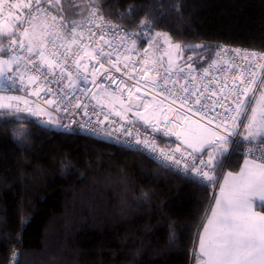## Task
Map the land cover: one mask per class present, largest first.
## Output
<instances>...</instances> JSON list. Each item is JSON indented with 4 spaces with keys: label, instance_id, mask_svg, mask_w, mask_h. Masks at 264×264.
<instances>
[{
    "label": "trees",
    "instance_id": "obj_1",
    "mask_svg": "<svg viewBox=\"0 0 264 264\" xmlns=\"http://www.w3.org/2000/svg\"><path fill=\"white\" fill-rule=\"evenodd\" d=\"M77 2L81 20L90 0ZM92 4L142 47L167 33L182 49L176 70L202 68L222 45L264 51V0ZM144 19L151 26L141 27ZM39 121L0 112V264L13 253L18 264H197V233L213 201L207 187L139 152ZM240 143L225 171L240 169Z\"/></svg>",
    "mask_w": 264,
    "mask_h": 264
},
{
    "label": "snow or ice",
    "instance_id": "obj_2",
    "mask_svg": "<svg viewBox=\"0 0 264 264\" xmlns=\"http://www.w3.org/2000/svg\"><path fill=\"white\" fill-rule=\"evenodd\" d=\"M88 8L87 22L95 25L99 35L91 27L85 30L81 21L75 18L83 14L82 5L77 0H16L15 3L0 0V53L8 56L7 59L0 58V77L5 70L13 71V65L25 62L31 72L27 76L28 84L36 85L31 95L37 98L42 91L52 93L50 87L45 89L43 83H38L41 80L46 82L49 75L58 76L60 81L66 80L65 87L68 89L77 87L81 79L85 84L89 81L96 84L102 76L115 84L117 80L111 72L113 69L115 72L122 71L121 56L116 53L113 59L115 49L113 52L105 50L104 45L111 47V43L105 39L103 25L106 21L101 14L102 10L94 7L91 0ZM144 25L151 26V21L142 20L141 27ZM156 37H162L164 43L170 49H175L177 55L182 51L181 45L174 44L167 33L157 32ZM131 43L135 47L136 41ZM144 51L145 58L139 61V68L135 66L136 62H133L131 68L127 62H123V74L129 81L134 80V83L121 80L115 93L105 89V95L110 97V101L113 104L119 103L123 109V112L117 111L115 115L125 119L126 113L135 109L134 115L155 132L175 136L180 144L171 152L157 149L155 137L151 141L137 139L135 142L150 147L153 152L158 151L165 161H171L176 166L183 165L185 173L193 174L209 187L218 188L219 196L213 197L214 206L209 208L210 215H206L203 234L199 236V264H264V77L254 71L247 74L243 70L233 72L231 76L225 77L219 92L212 91L211 95L217 97V100L213 105H208L203 102L208 92L207 85L191 92L187 83L175 88L179 80L169 79L175 70L172 53H165L168 55L169 66L164 69L167 75L161 76L156 67L157 61L147 58V49ZM232 51L245 61H255L257 68L264 69V52L241 49ZM221 53L227 55V50L221 48L217 52V56L223 60ZM128 59L127 56L123 57V61ZM191 59L189 56L188 60ZM105 61L110 67L106 66ZM214 66L215 62L210 65ZM187 67L192 69L193 66L187 64ZM229 67L238 66L229 63ZM16 71H20L19 67ZM204 72L208 74V69H204ZM24 78L21 75V81ZM190 78L193 81L196 79L194 76ZM169 83L174 87L169 88ZM125 95L127 100L123 99ZM149 95L151 100L143 98ZM157 97H171V104L166 110L175 114L171 121L165 116L162 127L159 116L165 112L162 107L164 100ZM93 98H96L95 94ZM225 101L229 104L226 105ZM21 103L25 107H20ZM43 103L48 107H33L27 99L19 96H0V109L14 110L15 114L27 112L31 116H47L46 123L57 124L58 121L52 118L49 111L53 106L57 111L60 110L57 99H45ZM177 103L179 109L173 108L172 105ZM74 106L81 107L79 103ZM215 106L223 108L224 112L206 117L209 110L215 111ZM188 112L199 115L201 119L207 118V124L193 121L187 115ZM89 130L97 131L95 127ZM133 131V128L123 129L127 136H132ZM107 134L111 136L113 132ZM241 141L247 142L242 167L238 172L225 171L227 159L236 148L241 147ZM257 151L260 152L259 156L255 155ZM176 153H179V157ZM257 207L261 210L257 211ZM11 260L12 264H18L15 253Z\"/></svg>",
    "mask_w": 264,
    "mask_h": 264
},
{
    "label": "built area",
    "instance_id": "obj_3",
    "mask_svg": "<svg viewBox=\"0 0 264 264\" xmlns=\"http://www.w3.org/2000/svg\"><path fill=\"white\" fill-rule=\"evenodd\" d=\"M89 11V9H88ZM88 11L85 14V16L79 20L82 23V26L85 27V30L88 27H91L93 31H97V35H99L98 30L95 28V25L90 24L87 22L88 17ZM105 23L103 25L104 31L106 32L105 39L110 41L111 47L108 45H104L105 50L108 52H113V49L115 51L113 52V59H115L116 53H119L121 56L122 63L120 64V67L122 68L121 72H115L113 69L111 72V75L116 77L117 82L114 84L110 80H108L105 77H100L97 79L96 84H92L90 81L89 83L85 84L83 80L81 79L78 81V86L68 89L65 87V84L67 81H60L58 76L53 77L51 75L48 76L47 81H38V83H43L45 89L51 88L52 93L45 91L41 92V95L39 98L36 96L31 95V91L33 88L36 87V85H30L27 81V76L31 74L29 71L30 66L26 68L25 62L21 61L19 65H13V71L8 72L5 70L2 77H0V96L4 97H13V96H19L22 98H25L29 101L30 105L35 107L36 105H40L41 107L47 108L48 106L43 103L45 99L55 98L57 99V104L59 105V111L56 110V107L53 106L52 108H49V111L52 113V118L56 121H58L57 126H53L52 124H49V127L59 129V130H75L78 134L83 135H89L93 138H96L98 140H102L108 143H111L113 145L122 147L129 151H135L139 152L149 159H151L153 162L161 165L162 167L168 169L171 172L177 173L189 180H192L196 182L197 184L203 185L207 187L210 192L212 198L215 196V194L218 192V188H211L209 187L205 182L198 179L196 176H194L191 173H185L183 171V165L176 166L171 161H165L163 157L159 155V152H153L150 147H145L144 144H137L135 141L137 139L144 140L149 139L152 140L153 137H155V147L157 149L163 148L165 151L171 152L175 149L177 144H180V141L177 140L175 136H164L162 132H155L149 125H136L133 122L129 121L128 119H122L120 116L115 115V111L109 103H107L101 96L100 91H104L105 89L108 90V92L115 93L119 82L121 80L125 81L126 83L132 84L135 81H129L128 77L123 74V62H127L129 64V68L133 66V62L135 63V66L137 68L140 67L139 61L142 58H145V46L142 47L140 43L136 39V35L133 32L127 31L123 29L122 27L118 26L116 23L112 21H108L105 18ZM146 29H141L139 31L138 36L140 38H144L147 35ZM135 40L136 45L133 47L131 41ZM164 43V42H162ZM221 48H224L227 50V55H224V53H221L223 56V60H221V57L217 56V52L220 51ZM233 49H241V50H248V49H242V48H233L226 45L220 46L216 54L211 62L204 65L202 68H199L197 70L193 71H187L183 70L180 72L179 70H174V73L171 77H169L170 80H179V83L175 85V88L178 89L180 85L187 83V86L189 88V91H195L196 88L203 89L205 85H207L208 92L205 93L203 97V102L207 103L208 105H213V102L217 100V97H214L211 95L212 91L215 90L217 92L220 91V86L223 85L225 82L226 76H231L233 72H239L243 70L245 74H247L249 71H254L259 74L260 77H264V69H260L256 67V62L252 61L251 63L249 61H245L241 56H237ZM249 52L255 51L257 53H261L264 51H257V50H248ZM127 56L129 59L128 61H123V57ZM0 58L7 59L8 56L4 53H0ZM215 62L214 67H210V65H213ZM106 66L110 67V65H107V62L105 61ZM229 63H234L238 67H229ZM19 67L20 71L17 72L16 68ZM204 69H208V74H205ZM227 69V71H225ZM74 71V70H73ZM23 75L25 78L23 81H21L20 77ZM135 75V74H134ZM167 73L163 70L161 73V76H165ZM196 77V79L193 81L190 77ZM10 78V79H9ZM138 78V77H137ZM91 79V78H90ZM229 85H231V81H228ZM169 88H173V84H168ZM88 89V91H84V89ZM95 94L96 98H93V95ZM139 94V93H138ZM148 98L151 99V95L148 96ZM124 100H127V95L123 97ZM157 99L164 100V103L162 107L165 108V116L168 117V120L171 121L175 118L174 113L167 112V106L171 104V97L168 99H164L163 97H157ZM15 103V102H13ZM76 103H79L81 107H75L74 105ZM225 104H229L228 101H225ZM87 110V115H85V107ZM20 107H25L23 103L20 104ZM173 108L179 109V104L172 105ZM198 107V106H197ZM67 109V111H65ZM6 110L12 114L14 113V110L10 109H0V112ZM185 110H181V112H184ZM224 109L215 106V111L209 110L208 113H206V117H211L215 115L216 113H223ZM17 116L26 117V118H32V119H38V120H47V116H31L27 112H21L18 114H15ZM188 116L191 117L193 121H199L201 124H207V118L201 119L199 115H194L191 112L187 113ZM107 116L108 119L105 120L104 117ZM219 119V117L217 118ZM98 121H102V123H98ZM165 123V120L160 121V126L162 127ZM176 123H182V121H176ZM121 125H123V129L127 128H133V134L132 136H127L123 133V129H121ZM83 126V127H82ZM168 126H171L169 124ZM212 126V125H210ZM95 127L97 129L96 132H92L89 129ZM116 129H121V131H116ZM113 132V135L109 136L108 132ZM163 137L168 141V144L165 145V143L161 144L158 142L157 137ZM245 145H247V142L245 141ZM183 148V145H181ZM231 147V146H230ZM245 146L243 149V155L245 156ZM177 157H179V153H176ZM256 156L260 155V152H255ZM12 264V261L11 263Z\"/></svg>",
    "mask_w": 264,
    "mask_h": 264
},
{
    "label": "rangeland",
    "instance_id": "obj_4",
    "mask_svg": "<svg viewBox=\"0 0 264 264\" xmlns=\"http://www.w3.org/2000/svg\"><path fill=\"white\" fill-rule=\"evenodd\" d=\"M11 2L15 3L16 0H11ZM159 37H156V34L150 37V40L147 44V46L145 47V49H147V58H150L152 60H156L157 61V69L160 72V74L163 72L164 69L168 68V55H166L165 53H172V58L174 60V68L175 70L178 69L179 62H180V57H181V53H179V55L176 54L175 49H170L169 46L167 44H163V38H160V42L163 45V47H159V43H158ZM160 64H163V67H160ZM149 67H151V65H149ZM182 68H184L183 70L189 69L187 66H181ZM188 71V70H187ZM153 75H155V73H152ZM100 94L102 96V98L109 103V105L112 106H116L119 110L123 112V109L121 108L119 103H115L113 104L110 101V97L105 95L104 91H100ZM137 95H142L141 93H137ZM144 99H148L151 100L148 97H143ZM136 101H133V104H135ZM134 111L135 109H133L132 112H127L126 113V119H128L131 122H138L142 125H146L142 120H139L135 115H134ZM129 115V116H128ZM165 117V114L162 113L159 116V120H163ZM53 126H57V124H52ZM230 147V146H229ZM217 194V193H216Z\"/></svg>",
    "mask_w": 264,
    "mask_h": 264
},
{
    "label": "crops",
    "instance_id": "obj_5",
    "mask_svg": "<svg viewBox=\"0 0 264 264\" xmlns=\"http://www.w3.org/2000/svg\"><path fill=\"white\" fill-rule=\"evenodd\" d=\"M243 161H244V159H243ZM243 161H242V164H241V167H242V165H243ZM240 167V168H241ZM240 170V169H239ZM238 170V171H239ZM237 171V172H238ZM215 196H219V190H218V192H217V194H215ZM211 206H214V200L212 201V203H211ZM210 206V207H211ZM257 211H260L261 209L259 208V207H257V209H256ZM206 215H210V213H209V211L207 212V214ZM206 217V216H205ZM205 217H204V219H203V221H202V224H201V226H200V228H199V231H198V233H197V238H196V243H195V245H196V247H195V249H196V255H197V264H199V236L200 235H202L203 234V225L206 223V219H205Z\"/></svg>",
    "mask_w": 264,
    "mask_h": 264
},
{
    "label": "water",
    "instance_id": "obj_6",
    "mask_svg": "<svg viewBox=\"0 0 264 264\" xmlns=\"http://www.w3.org/2000/svg\"><path fill=\"white\" fill-rule=\"evenodd\" d=\"M91 2L93 3V0H91ZM196 56H194L193 58H195ZM46 120H42V121H39V123H40V125L43 127V128H49V124L48 123H46L45 122ZM201 224H202V222H201ZM201 224H200V226H201ZM200 226H199V228H200Z\"/></svg>",
    "mask_w": 264,
    "mask_h": 264
}]
</instances>
